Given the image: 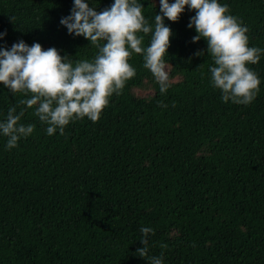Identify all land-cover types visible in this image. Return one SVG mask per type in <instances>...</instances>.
<instances>
[{"label":"trees","instance_id":"trees-1","mask_svg":"<svg viewBox=\"0 0 264 264\" xmlns=\"http://www.w3.org/2000/svg\"><path fill=\"white\" fill-rule=\"evenodd\" d=\"M86 2L102 11L114 0ZM138 2L154 24L159 0ZM219 2L247 26L249 46L264 49V0ZM72 7L0 0V48L22 39L92 59L98 49L60 24ZM193 15L186 7L179 21L165 18L166 94L133 54L135 77L98 122L85 117L49 136L33 108L21 120L36 126L31 136L9 150L0 135V264H150L136 254L142 226L155 232L149 256L163 252L164 264H264V54L249 65L261 79L256 99L223 102L207 41L192 42ZM22 98L0 84V121L26 107Z\"/></svg>","mask_w":264,"mask_h":264},{"label":"clouds","instance_id":"clouds-1","mask_svg":"<svg viewBox=\"0 0 264 264\" xmlns=\"http://www.w3.org/2000/svg\"><path fill=\"white\" fill-rule=\"evenodd\" d=\"M159 4L160 12L152 24L138 0H114L102 11L86 0H73L71 14L62 17L60 24L70 35L83 36L98 49L92 59L73 61L56 47L45 49L39 42L29 45L22 39L10 49L0 48V84L13 94H21L24 98L18 100V106H26L19 112L17 106L10 107L6 119L0 121L6 148H16L21 138L34 133V124L21 123L27 109H35L34 115L47 125L49 136L57 129L64 135L71 122L85 117L98 122L113 94H122L127 82L135 77L136 69L129 63L133 54L143 56V67L151 72L160 93L166 94L171 80L164 58L173 32L165 18L179 21L186 7L195 12L187 25L198 33L192 42L201 38L207 41L206 51L214 61L211 84L222 92V101L251 104L260 91L261 79L249 65L259 63L264 49L249 46V29L230 14L229 5L219 0H159ZM149 34L150 43L145 46ZM5 35L0 32V39ZM196 55H203V51ZM159 106L167 107L162 101ZM140 231L143 247L136 254L150 264H164L163 252L149 256L148 237L155 234L154 229L142 226ZM160 247L166 249L168 245Z\"/></svg>","mask_w":264,"mask_h":264}]
</instances>
